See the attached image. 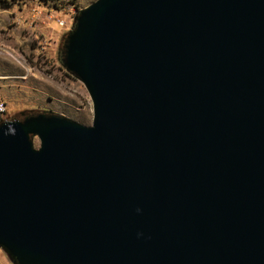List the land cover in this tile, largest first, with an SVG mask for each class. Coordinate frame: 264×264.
<instances>
[{"label":"water","instance_id":"1","mask_svg":"<svg viewBox=\"0 0 264 264\" xmlns=\"http://www.w3.org/2000/svg\"><path fill=\"white\" fill-rule=\"evenodd\" d=\"M76 19L63 61L93 124H0V247L14 264H264V0H96Z\"/></svg>","mask_w":264,"mask_h":264},{"label":"rangeland","instance_id":"2","mask_svg":"<svg viewBox=\"0 0 264 264\" xmlns=\"http://www.w3.org/2000/svg\"><path fill=\"white\" fill-rule=\"evenodd\" d=\"M95 1L0 0V99L7 104L1 121L47 113L64 115L87 126L93 124L90 94L84 83L66 69L63 59L77 16ZM44 18L46 23L42 22ZM62 20L64 25L60 24ZM32 139L34 147L39 148V138ZM0 258L14 264L1 247Z\"/></svg>","mask_w":264,"mask_h":264},{"label":"built area","instance_id":"3","mask_svg":"<svg viewBox=\"0 0 264 264\" xmlns=\"http://www.w3.org/2000/svg\"><path fill=\"white\" fill-rule=\"evenodd\" d=\"M65 21H60V24L61 25H64ZM6 110H7V104L5 101H3L2 99H0V118L6 113ZM3 121H1L0 119V124L2 123ZM0 264H9L7 262H3L0 258Z\"/></svg>","mask_w":264,"mask_h":264},{"label":"crops","instance_id":"4","mask_svg":"<svg viewBox=\"0 0 264 264\" xmlns=\"http://www.w3.org/2000/svg\"><path fill=\"white\" fill-rule=\"evenodd\" d=\"M42 22H43V23H46V19H45V18L42 19ZM68 75H69V76H72L70 73H68ZM68 75L65 77V79H67V80L69 81V80H70V79H69L70 77H69ZM67 104L69 105V107L71 106L69 103H67Z\"/></svg>","mask_w":264,"mask_h":264},{"label":"trees","instance_id":"5","mask_svg":"<svg viewBox=\"0 0 264 264\" xmlns=\"http://www.w3.org/2000/svg\"><path fill=\"white\" fill-rule=\"evenodd\" d=\"M9 5H5L4 7H8Z\"/></svg>","mask_w":264,"mask_h":264}]
</instances>
